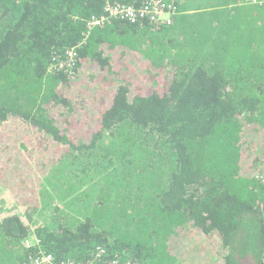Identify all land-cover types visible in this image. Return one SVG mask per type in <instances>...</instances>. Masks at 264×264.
I'll return each instance as SVG.
<instances>
[{
	"label": "trees",
	"instance_id": "16d2710c",
	"mask_svg": "<svg viewBox=\"0 0 264 264\" xmlns=\"http://www.w3.org/2000/svg\"><path fill=\"white\" fill-rule=\"evenodd\" d=\"M163 2L170 25L0 0V264H264V1ZM80 157L82 208L37 223L38 183Z\"/></svg>",
	"mask_w": 264,
	"mask_h": 264
},
{
	"label": "rangeland",
	"instance_id": "374dc122",
	"mask_svg": "<svg viewBox=\"0 0 264 264\" xmlns=\"http://www.w3.org/2000/svg\"><path fill=\"white\" fill-rule=\"evenodd\" d=\"M193 3L194 1H187V4L191 5ZM179 6L183 7L181 3ZM179 6H176L177 8L175 14H179V12L183 10L180 9ZM191 11L193 10H188V12ZM170 16L173 15L167 14L166 19H168ZM90 160L92 159L87 157L76 158L73 161L68 162V164H72L74 162L72 165V172L69 170V167H67V170L59 174L63 177L62 180H60V178L57 176L58 173L55 170L53 171V176L51 178H49L47 181H41L38 183V187H40L42 196H40V217L37 218V223H49L50 216L59 213L60 210L69 213L70 215L77 214L80 211V208H82L81 203L83 201L84 196L91 190L89 186V181L87 183L82 184L81 181H79L77 178L74 179L75 182L72 180H66L65 178L73 176L75 172H78L77 169L79 168H82L87 165L90 166ZM83 170H85V168ZM79 185L82 186L84 190H81L80 188L78 190L79 194L73 195L78 189ZM76 196L78 197L72 204L71 200L75 199ZM15 209L16 207H14V202L10 199L9 196H7L6 194H2L0 190V215L5 213L7 210L14 211Z\"/></svg>",
	"mask_w": 264,
	"mask_h": 264
},
{
	"label": "built area",
	"instance_id": "2783aa9c",
	"mask_svg": "<svg viewBox=\"0 0 264 264\" xmlns=\"http://www.w3.org/2000/svg\"><path fill=\"white\" fill-rule=\"evenodd\" d=\"M146 4L140 9H135L132 6L123 5H113L109 0H104V12L106 18L110 19H120L135 23L138 20L148 19L151 23H169L173 16L177 15L176 6L163 2V0H146ZM264 1V0H260ZM167 14L173 15L166 19ZM101 20L94 19L89 22L88 25H97ZM75 62V51L68 50L65 54V59L58 61L57 65L61 69L69 71ZM25 245L32 246L37 243L34 235H29L28 239L25 241ZM30 243V244H28ZM30 264H57L53 261V257L48 254H44L37 258H32ZM92 264V263H91ZM111 264H123L118 261H114Z\"/></svg>",
	"mask_w": 264,
	"mask_h": 264
},
{
	"label": "clouds",
	"instance_id": "9594fccd",
	"mask_svg": "<svg viewBox=\"0 0 264 264\" xmlns=\"http://www.w3.org/2000/svg\"><path fill=\"white\" fill-rule=\"evenodd\" d=\"M178 15V14H177ZM173 22V19H171V21L169 23H162V24H165V25H170L171 23ZM160 23V22H159Z\"/></svg>",
	"mask_w": 264,
	"mask_h": 264
}]
</instances>
